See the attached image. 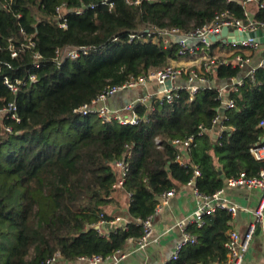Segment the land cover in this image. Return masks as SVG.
<instances>
[{"label": "trees", "instance_id": "16d2710c", "mask_svg": "<svg viewBox=\"0 0 264 264\" xmlns=\"http://www.w3.org/2000/svg\"><path fill=\"white\" fill-rule=\"evenodd\" d=\"M109 1L112 8L103 0H13L12 9L5 11L6 0H0V62L11 65L3 74L27 84L14 95L0 82V264H45L56 253L62 262L78 263L94 255L126 252L130 240L144 235L143 221L154 214L161 196L186 186L195 168L201 171L196 187L205 195L241 173L256 177L264 171V160L250 152L263 133L259 123L264 119V67L231 91L236 106L223 113L228 120L221 137L210 134L218 129L212 121L221 105L213 84L239 77L241 67L232 64L218 63L206 74L213 87L202 89L193 100L182 90L170 104L156 98L138 104V125L76 112L108 86L179 59L177 45L131 42L130 33L149 27L188 33L226 11L248 23V0ZM63 4L66 28L56 15ZM78 9H84L83 14L78 15ZM255 20L264 23V8L258 9ZM30 37L35 48L22 50L21 43L27 44ZM11 44L19 52L16 58L11 57ZM80 46L91 52L61 65L55 61L58 49ZM33 52L41 55V67H34ZM11 102L20 121L4 112ZM200 127L205 129L202 134ZM190 137L194 142L185 151L189 162L183 165L178 160L182 150L173 142ZM118 161L128 165L122 188L131 194L126 228L112 225L115 216L108 213L119 192L114 187ZM203 219V227L187 228L198 243L166 264H225L232 216L217 209ZM101 222L106 235L97 229Z\"/></svg>", "mask_w": 264, "mask_h": 264}, {"label": "built area", "instance_id": "2783aa9c", "mask_svg": "<svg viewBox=\"0 0 264 264\" xmlns=\"http://www.w3.org/2000/svg\"><path fill=\"white\" fill-rule=\"evenodd\" d=\"M13 0H6L3 3V10L9 11L12 9ZM255 3L259 8H264L263 0H248L245 2V6ZM103 4L108 5L110 8L113 7L114 3L109 0H103ZM95 6H90L94 8ZM84 9H78L76 13L78 15L83 14ZM57 19L60 22V26L63 28L67 27L66 15L65 13V4L60 5L56 9ZM248 17V23L234 19L231 17L228 11L216 15L214 21L204 27L197 28L192 32H184L179 28H164L159 29L157 27H149L145 31L132 32L129 34V41L134 40H154V41H163L165 48L171 46V44L178 46V56L179 59L185 58H196L201 53L208 56L207 62L205 63L204 72L199 73L195 68H185L174 66L168 64L160 68L154 69L148 75L141 76L138 78H132L125 81L120 85L108 86L96 99H94L90 104H84L76 110L81 115L96 114L99 118L106 122L117 121L120 125H138L140 122V117L136 112V107L138 104L147 103L152 98L160 104H170L173 102L175 96L179 91L186 90L190 94V99L193 100L195 96L204 88H212L207 77L208 73L214 72V67L219 63L222 65L232 64L229 60L223 59L221 61H216L214 58L210 57V51L214 45V41L211 39L212 36L221 35L222 29L228 27V29H237L239 32L248 33L258 29H264V23L256 21L253 17L251 18L249 13L246 12ZM20 17V16H19ZM24 35V31L21 30ZM117 40V39H115ZM234 44L236 42H233ZM242 47H251L253 49L258 48L256 40L249 38L241 43ZM24 47L29 49L35 48V39L30 37L26 43H21V49ZM1 50V46H0ZM10 53L12 58L18 57V50L14 46L10 45ZM91 50L88 47L80 46L77 48H71L68 50L56 51L55 61L58 64H63L67 60L75 61L79 59L82 55H88ZM34 56V67H41V55L37 52H33ZM239 67L245 65V61L241 58H237ZM233 65V64H232ZM260 66H264V59L260 63ZM4 67L11 68V65L8 62H0V82L8 87V89L14 95L18 94L22 87H25L27 84L23 80L12 81V79L3 74ZM253 75V73H252ZM180 79H184V82H178ZM31 81L36 80L35 75L30 76ZM171 82V88H167V83ZM153 85L157 88L156 91H149L148 86ZM206 85V86H203ZM243 85V79H230L227 84L224 86L216 87V90L219 93V99L221 101L220 112L215 116L212 121V125L216 126L218 130L217 137H221L223 132L226 130L223 123L228 120V118L223 115L228 110L234 109L236 106L235 100L230 98L231 91L238 90ZM145 88L147 92L146 95L128 103L123 109L114 111L108 104V99L112 98L116 94L122 91ZM224 110V111H223ZM4 112L10 113L8 116L12 120L20 121L16 114L15 103L11 102ZM127 113V114H126ZM259 127L262 128L261 141L257 143L251 149L252 156L257 160H264V119L260 121ZM202 130L200 134L204 133L205 129L200 127ZM194 142V137H190L185 140H175L174 145L181 150H188L191 148L192 143ZM178 160L184 165L187 164L182 155L178 157ZM117 169L120 170V175L118 181L115 183L114 187L122 190L125 177L128 173V165L123 161L116 162ZM201 176V171L198 168L194 170V176L191 181L186 185L191 188L195 196L196 208L194 212L185 219L179 220L176 225L179 226L183 232L182 239L176 244L174 252L170 257V261L178 260L183 249L189 245H195L198 243V239L195 235H192L187 228L190 225L196 224L199 228L203 227L204 219L203 217L207 214L214 213L217 209L227 210L232 217H235L237 213L247 211L246 207H242L236 204L231 203V201L226 197L225 190L226 188H241L245 187L248 190H258L260 192V201L259 205L253 211L252 222L246 231L245 234H240L238 231H231L229 240L226 243L225 247L227 249V261L225 264H246V257L250 251L252 241L258 231H261L264 238V171H261L260 174L256 177H247L245 173H241L238 178L228 179L225 187L217 191L212 195L202 194L196 187V179ZM178 193V189L173 188L165 192L161 196L160 203L158 204L154 214L148 217L143 221L144 226V235L138 239V241L130 240L129 243L133 244L135 247L132 250L135 252L144 251L148 246L151 238L153 237V221L157 215H159L163 209V206L168 203L170 199L175 197ZM130 197L131 194L129 193ZM119 216H115L112 225H118L122 228H126L129 220L127 222ZM103 222L98 225L97 229L103 235L107 233L101 228ZM122 224V225H120ZM128 252L118 251L115 254L104 257L102 255H94L90 258H81L80 261H83L85 264H121V262L127 257ZM61 260L60 254L56 253L53 257L49 258L45 264H57Z\"/></svg>", "mask_w": 264, "mask_h": 264}, {"label": "crops", "instance_id": "0c3cea01", "mask_svg": "<svg viewBox=\"0 0 264 264\" xmlns=\"http://www.w3.org/2000/svg\"><path fill=\"white\" fill-rule=\"evenodd\" d=\"M245 7L250 17L255 19V14L259 9L258 5L251 3ZM229 30L230 32H234L237 29L233 28ZM240 33L245 34L243 32ZM231 39H233V37L228 35L227 37H221L217 41H214L218 42V44L212 47L210 51V57L214 58L216 61L227 59L233 64L234 67L240 66L238 65L239 62L237 58L241 57L245 61V65L241 67V73L236 79L242 80L247 77L253 79L255 70L262 67L260 66V63L264 59V34L261 37V42L256 41L258 44V48L256 49L251 47L242 48L241 43L236 42L234 44V41H231ZM240 48H242V50ZM207 58L208 56L206 54L201 53L196 58L178 59L176 61H172L171 64L174 66L185 67L187 69L195 68L201 74L204 72ZM178 82L182 83L184 82V79H180ZM227 83L228 82L219 84L220 86H224ZM217 84L218 83L216 80H214L213 85H215V87H220L217 86ZM143 90H145V88L119 92L112 98L108 99L107 104L114 111L121 110L128 103L142 97L144 95ZM148 90L153 91L154 86L149 85ZM218 130L219 129H217L215 132L212 131L210 134L217 137ZM182 159H184L186 162H189L188 154H186L184 150H182ZM225 195L231 201V203L247 208V211L245 212L239 211L235 217H232V221L230 222V233L231 231H238L243 235L246 233L252 222L253 211L259 205L260 192L258 190H248L245 187H227L225 190ZM115 199L116 201L114 205L108 207V213L114 216H119L127 222L128 208L130 203V197L128 196V193H126L124 190H121L116 193ZM195 208V196L192 189L187 186H180L178 188L177 195L170 199L168 203L163 206L161 213L155 217L153 221L154 234L145 250L135 252L132 250L133 244L131 245V243H129L128 247L126 248V252L129 254H127V257L121 262V264H166L168 261H170V257L174 252L176 244L183 237V232L181 228L176 225V223L179 220L189 217L194 212ZM134 248L135 247H133V249ZM245 263L264 264V238L261 231H258L255 235ZM57 264L84 263H81V261L78 263H65L59 261Z\"/></svg>", "mask_w": 264, "mask_h": 264}, {"label": "water", "instance_id": "95a60500", "mask_svg": "<svg viewBox=\"0 0 264 264\" xmlns=\"http://www.w3.org/2000/svg\"><path fill=\"white\" fill-rule=\"evenodd\" d=\"M263 34H264V29H260V30L254 31V32H248V33L242 34L238 30H236L234 32H230L228 27H224L222 29L220 36H212L211 39L213 41H217L221 37H227L228 35H231L233 37V39H231V41L238 42V43H242L243 41H245L249 38H253L256 41L261 42L262 41L261 37ZM167 88H171V82L167 83Z\"/></svg>", "mask_w": 264, "mask_h": 264}, {"label": "rangeland", "instance_id": "374dc122", "mask_svg": "<svg viewBox=\"0 0 264 264\" xmlns=\"http://www.w3.org/2000/svg\"><path fill=\"white\" fill-rule=\"evenodd\" d=\"M242 48H243V47H242ZM242 48H240V49L242 50ZM156 90H157V88L155 87V88H154V91H156ZM147 92H148V91H146V90H143V93H144V95H146V94H147ZM213 137H214V135H213Z\"/></svg>", "mask_w": 264, "mask_h": 264}]
</instances>
